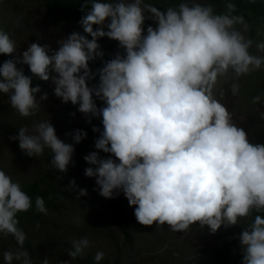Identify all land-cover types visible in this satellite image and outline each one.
Returning a JSON list of instances; mask_svg holds the SVG:
<instances>
[{
	"label": "clouds",
	"instance_id": "1",
	"mask_svg": "<svg viewBox=\"0 0 264 264\" xmlns=\"http://www.w3.org/2000/svg\"><path fill=\"white\" fill-rule=\"evenodd\" d=\"M88 6L84 0L81 10ZM233 10L228 4L226 13L216 14L210 4L187 0L163 11L143 0H91V10L79 22L91 39L73 31L58 41L56 50L33 42L21 56H13L15 41L0 30V55L12 57L0 64V93L9 94L21 117H31L48 94L37 99L40 86L33 87L32 77L18 65H26L42 81L51 79L55 96L78 105L86 122L101 118L103 131L92 129L100 133L94 143L98 151L83 158L89 165L84 174L95 178L100 196L113 199L122 190L141 225L167 224L173 232L198 223L214 234L222 225L235 226L257 213L239 236L242 264H264V144L250 143L213 95L218 78L229 69L238 81L264 67V55L250 51L255 44L264 53V42L246 38L249 26ZM146 18L156 26L148 25L145 32ZM104 37L118 41L124 53L104 60L98 43ZM97 59L102 61L96 70L99 80L90 86V63ZM239 90L240 84L233 82L232 95ZM94 97L104 106L97 107ZM260 100L257 95L252 103ZM67 135L74 143L60 139L47 120L19 128L10 139L18 140L29 157L50 149L52 165L66 172L73 163L74 144L87 132L76 129ZM99 151L110 155L101 158ZM79 195L86 196L87 189ZM35 207L47 215L42 197H36ZM30 208L31 197L0 169V236L11 235L18 244L3 253L5 264H33L17 218ZM73 246L68 256L75 259L90 241L83 237ZM103 257L98 251L96 264Z\"/></svg>",
	"mask_w": 264,
	"mask_h": 264
},
{
	"label": "rangeland",
	"instance_id": "2",
	"mask_svg": "<svg viewBox=\"0 0 264 264\" xmlns=\"http://www.w3.org/2000/svg\"><path fill=\"white\" fill-rule=\"evenodd\" d=\"M143 2L151 4V0ZM194 2L205 4L203 0ZM145 15L147 17L149 14ZM149 22L150 19L146 18V28ZM96 27L98 26H93L94 30ZM237 27L243 32L242 26ZM0 30L15 41L16 52L13 56H21L33 42L47 44L52 50L58 49V41L76 31V28L65 24L56 26L47 14L42 0H0ZM244 35L250 38L252 33L248 30ZM115 42L107 37L98 41L104 58L111 59L124 53L123 49V53H119L118 49L110 50ZM250 51L262 55L254 46ZM10 58L12 57L0 55V64ZM263 78L264 67L238 81L229 69L218 78L213 89L214 97L227 107L232 115V122L245 130L252 144H264ZM233 82L240 84L239 93L235 96L231 93ZM92 84L95 82H89L90 86ZM54 87L51 79L46 82V88L37 94V99L44 93L48 94V99L40 102L38 112L31 117H21L11 107L6 94L0 101V169L20 184L41 174H51L53 167L47 163V156L53 157V154L50 149L45 148L43 155L29 157L19 148L18 140L10 139L18 135L19 128H31L34 123L48 120L60 139L66 143H74L71 135L67 134L76 129L84 131L93 125H102L101 118H93L91 123L86 122L84 114L78 111V105L63 103L55 96ZM221 92L224 93L223 98ZM257 95L261 96L260 103L253 104V97ZM96 104L97 107L104 106L99 99H96ZM83 141L74 144L73 163L68 166L67 171L60 176L56 174L58 181H61L60 208L40 218L41 223L26 221L21 228L26 233L23 247L32 257L33 264H42L45 258L49 260V264H60L61 261L78 264L77 257H69L68 252L74 250L73 242L83 237L89 239L90 246L79 257L94 258L98 251H102L104 257L100 264H210L219 248L252 221L253 216L241 218L237 225H222L214 234L207 226L201 227L198 223L183 232H173L167 224L141 225L134 215V206H129L122 190L115 198L106 199L99 195L95 178L85 176V168L89 165L83 158L91 152V146L81 148ZM65 174L69 176L68 183L65 182ZM73 180L74 186L71 185ZM80 189H87V195H79ZM125 227L132 237L130 242L124 235ZM17 247L18 244L11 235L0 236V264H5L3 253L14 251ZM13 264L19 262L14 260Z\"/></svg>",
	"mask_w": 264,
	"mask_h": 264
},
{
	"label": "trees",
	"instance_id": "3",
	"mask_svg": "<svg viewBox=\"0 0 264 264\" xmlns=\"http://www.w3.org/2000/svg\"><path fill=\"white\" fill-rule=\"evenodd\" d=\"M43 5L45 6L47 14L51 17L53 23L56 26L62 25H74L77 32H80L82 35L87 36L84 33L80 20L88 11L91 10V0H89L88 8L81 10L84 0H42ZM100 2H108V0H100ZM182 0H151V4L157 7L160 10H166L168 7H175ZM189 3H193L194 0H187ZM207 5L210 4L213 6L214 12L216 14H222L227 12V5H234V10L231 13L232 15L242 16L247 24L250 25V39L255 42H264V0H203ZM146 24V23H145ZM149 25L155 27V23L150 19ZM145 32H146V26ZM88 39H91L90 36H87ZM118 41L111 45L110 50L118 49L119 53H123L122 48L118 46ZM255 47V44L253 45ZM264 55V53H262ZM4 56V55H3ZM104 60H108L104 58ZM24 68L26 75L32 77V86H40L41 91L46 88V82L42 81L39 77L31 74L30 70L26 65L19 66ZM102 67V61L97 59L95 62L90 63V68L94 74V78H90L88 83L93 81L95 83L99 80V75L96 70ZM55 75L54 73H52ZM226 84V83H225ZM224 84V85H225ZM262 85L264 86V78L262 80ZM5 93H0V101ZM9 96V94H6ZM98 127L100 131H103L102 125H93L89 128H86L84 131L87 132V137L83 139V143L80 144L81 148H90L91 152L98 151L94 147L95 140L99 138V132H93V127ZM110 154L99 151V156L101 158H108ZM53 157L47 156V163L50 164L53 168L51 174H41L37 177H32L25 182L21 183V188L25 191L32 199V208L27 212H21L18 214L19 224L18 227L22 228L24 222L29 223H41L40 218L45 216V214L40 213L36 210L35 199L37 196H40L44 199L45 206L48 209V212H53L60 208L62 202L61 190L59 189L61 181H58L56 174L62 175L63 172H59L52 165ZM67 177L65 182L68 183V174H65ZM47 212V213H48ZM257 213L253 214L256 215ZM252 217V219H253ZM252 222V221H251ZM247 228V227H246ZM243 229L233 238L228 239L216 252L213 260L210 264H242L243 261V249L240 244L239 236ZM124 235L128 242L132 241V237L128 232V228H123ZM78 264H96V261L92 256L79 257L77 256ZM101 262V261H100ZM99 262V264H100Z\"/></svg>",
	"mask_w": 264,
	"mask_h": 264
}]
</instances>
